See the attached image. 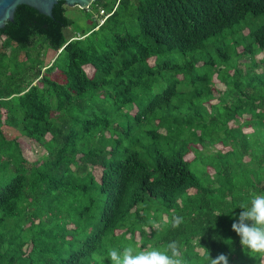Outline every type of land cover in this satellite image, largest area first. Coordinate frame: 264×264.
<instances>
[{
	"label": "trees",
	"instance_id": "1",
	"mask_svg": "<svg viewBox=\"0 0 264 264\" xmlns=\"http://www.w3.org/2000/svg\"><path fill=\"white\" fill-rule=\"evenodd\" d=\"M58 5L61 24L25 5L0 32V264H110L111 248L173 241L184 264H210L204 248L260 264L232 223L264 191V23L242 29L264 0H92L79 8L98 18L72 36Z\"/></svg>",
	"mask_w": 264,
	"mask_h": 264
},
{
	"label": "clouds",
	"instance_id": "2",
	"mask_svg": "<svg viewBox=\"0 0 264 264\" xmlns=\"http://www.w3.org/2000/svg\"><path fill=\"white\" fill-rule=\"evenodd\" d=\"M237 207L242 209L238 218L232 223V230L239 236L240 244L244 250L259 258L264 264V191L254 194L249 202L240 203ZM221 215L217 213V216ZM183 218H172L171 226L178 228ZM204 248V247H203ZM207 252L210 264H229V258L220 254L211 258ZM110 264H184L179 245L173 241L164 251L157 249L136 250L132 246L111 248L107 257Z\"/></svg>",
	"mask_w": 264,
	"mask_h": 264
},
{
	"label": "rangeland",
	"instance_id": "3",
	"mask_svg": "<svg viewBox=\"0 0 264 264\" xmlns=\"http://www.w3.org/2000/svg\"><path fill=\"white\" fill-rule=\"evenodd\" d=\"M65 6H66L65 14L72 19V24L64 30L65 36H72L73 33H77V32L79 33V32L88 30L91 27L92 20L95 18L94 16H96L98 18L96 13L94 14V12H93L94 15L92 14L91 16H89L90 13L88 11L86 12L85 10L79 8L76 5L72 6V5H66L65 4ZM244 21H247V23L243 24V26H242L243 30L245 28L248 29L251 26L256 27V26L264 23V13L256 15V16L248 15V17H246ZM240 33H241V31L238 32V35H240ZM239 49H240V47H239ZM215 52H216V49L212 46L208 50L204 51L203 54L204 55H211V54H215ZM260 52H264V51H260ZM53 54H54L53 51L48 48L47 51L45 52L44 56H43V62L47 63L48 61H50ZM262 55H263V53H259L256 57L259 58V57H262ZM173 57L176 60H182L183 59V56H181L180 53H178V52L174 53ZM169 58H170V55H169ZM150 60L152 62V59H150ZM202 60L203 59L201 58L200 62H202ZM242 61H243V59H242ZM85 69H86V72L88 74H90L92 71V67L89 65L85 66ZM202 71H203V69L197 65L196 69L193 70V74L196 75L197 73H200ZM51 76L55 77V74L52 73ZM35 82H36V80H35ZM199 85L200 84L197 81V79H194L191 82L186 81V80H180L177 83V87L180 90L185 91V92L191 91V90L195 89L196 87H198ZM215 86L220 87L222 89V85L218 81L215 82ZM187 87H189V89ZM157 88L158 87H156L155 90ZM217 93L218 92L216 90H213L212 94L214 95V98L211 100L205 101L204 105L207 106L209 102H212V103L216 104L217 107L220 106L219 102H214L218 99ZM224 98H226V97L224 96ZM131 111H134V107L131 109ZM243 129H244V131H248L251 128L246 126V127H243ZM17 140L20 143V146H21L23 152L25 153V155L30 159H35V158L39 157V155L44 154V152H45L43 146L40 143L33 140L32 138L24 136L23 134H20V136H18ZM216 147L217 148L221 147V149L225 150L227 146H223L220 143H217L216 146H213V147L211 146V149H216ZM185 157L186 158H192L193 152H191V151L188 152L185 155ZM244 158H247V156H245ZM190 164L196 168L197 173L200 175L201 179L204 180L206 178V176H205V174L203 175V166L201 164V159L198 158L197 160L191 161ZM98 170H99L98 168H95L94 171L96 174L98 173ZM209 170L212 171L211 168H209ZM7 177H6V179H7Z\"/></svg>",
	"mask_w": 264,
	"mask_h": 264
},
{
	"label": "water",
	"instance_id": "4",
	"mask_svg": "<svg viewBox=\"0 0 264 264\" xmlns=\"http://www.w3.org/2000/svg\"><path fill=\"white\" fill-rule=\"evenodd\" d=\"M59 1L82 8L87 7L92 0H0V32L9 33L13 37V30L25 23V5L50 18L52 23H63V19L56 12Z\"/></svg>",
	"mask_w": 264,
	"mask_h": 264
}]
</instances>
